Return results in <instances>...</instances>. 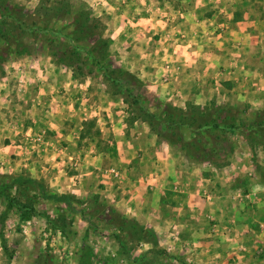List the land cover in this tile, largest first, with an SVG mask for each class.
I'll return each instance as SVG.
<instances>
[{"label":"rangeland","instance_id":"1","mask_svg":"<svg viewBox=\"0 0 264 264\" xmlns=\"http://www.w3.org/2000/svg\"><path fill=\"white\" fill-rule=\"evenodd\" d=\"M11 4L18 12L12 19L0 13V179L25 183L0 193V264H264V134L253 125L264 96L237 98L232 80L214 74L216 89L205 92V102L182 99L169 85L174 62L159 64L162 74L144 76V69L157 70L154 59L125 58L122 33L110 29L113 10L98 0ZM76 18L88 32L97 25L96 36L77 40ZM122 68L147 87L134 93L152 113L167 105L214 104L233 108L242 128L210 129L197 140L184 130L188 146H174V157L188 173L200 170L211 179L201 199L214 208L191 217L180 213L170 233L144 225L121 201L113 204L110 196L124 189L103 180L110 168L136 178L139 166L152 164L144 155L154 137L166 142L137 119L128 94L106 79L105 70L127 79ZM156 80L162 86L152 88ZM117 141L124 144L121 158L112 146ZM130 157L126 168L120 159ZM57 194L72 197L71 205L46 198Z\"/></svg>","mask_w":264,"mask_h":264},{"label":"crops","instance_id":"2","mask_svg":"<svg viewBox=\"0 0 264 264\" xmlns=\"http://www.w3.org/2000/svg\"><path fill=\"white\" fill-rule=\"evenodd\" d=\"M98 1L113 10L109 11L113 20L109 25L110 29L115 26L116 34L122 33L125 58H137L138 63L140 57L154 59L153 67L157 70L144 69V76L162 74L163 66L159 64L174 62L173 67L178 69H172L169 85L182 99L205 102V92L210 94L216 89L212 85L214 74L217 79L232 80L237 98L240 95L251 101L253 96H264V0H256L257 6L252 0H117L116 4H111V0ZM158 83L156 80V86H150L159 88L162 85ZM112 131L116 139L119 135L122 138L117 126ZM154 139L151 150H146L149 154L144 155L152 164L139 166L136 178L110 168L105 170L103 180L111 187L118 184L117 191L120 184L124 189L116 199L110 196L113 204L121 201L141 223L164 234L170 233L172 226L168 225H174L180 213L191 217L204 209L213 210L211 204L202 203L201 199L211 186V179L204 178L200 170L193 171L196 176L188 173L178 165L174 146ZM122 145L120 141L112 144L118 158L122 157ZM130 158L120 159L126 163L124 167L134 157ZM93 165L97 167L96 163ZM125 176L126 181L122 182ZM178 183L185 188L180 190Z\"/></svg>","mask_w":264,"mask_h":264},{"label":"trees","instance_id":"3","mask_svg":"<svg viewBox=\"0 0 264 264\" xmlns=\"http://www.w3.org/2000/svg\"><path fill=\"white\" fill-rule=\"evenodd\" d=\"M15 5H10V0H0V13L1 19H12L13 13L18 14L17 8ZM21 15V12H20ZM0 19V21H1ZM20 19V17H18ZM80 18H76V31L75 38L77 40L86 39L89 35L96 36V31L98 27L93 26V33L88 32L83 23L80 22ZM79 21V22H78ZM58 59L67 63L63 57L59 56ZM67 65H70L67 63ZM1 70V68H0ZM108 70V69H107ZM110 73V70H108ZM126 74L127 79L115 78L117 76V71H112L113 76H109L105 70V77L111 83L117 85L121 91H125L128 96L131 98V106L136 110L137 119H140L146 122L151 130L155 132L159 137L166 140L173 146H188L187 139L184 136V130L186 129L190 136L194 137L197 140V137H202L204 132L210 129H219V130H228V131H242V128L236 126V115L234 114L235 110L233 108L221 107L212 105L210 107H192L190 109H181L175 106L167 105L163 109L160 115L152 113L145 105L143 98L141 99L140 95L137 97V94L134 93V87H139L140 92L144 93L147 90V87L137 79L132 72L122 70ZM254 129L259 134H264V109L257 111L255 113V119L253 120ZM31 182V181H30ZM25 181L21 177L12 179L11 181H6L0 179V193L3 194L8 190L13 189L15 186L24 184ZM42 191L44 187L40 185ZM46 198L55 201L57 203H67L71 205V200L73 199L67 195H46Z\"/></svg>","mask_w":264,"mask_h":264},{"label":"built area","instance_id":"4","mask_svg":"<svg viewBox=\"0 0 264 264\" xmlns=\"http://www.w3.org/2000/svg\"><path fill=\"white\" fill-rule=\"evenodd\" d=\"M168 68L170 69V66H168ZM173 68H176V67H173ZM176 69H178V68H176ZM180 69V68H179Z\"/></svg>","mask_w":264,"mask_h":264}]
</instances>
